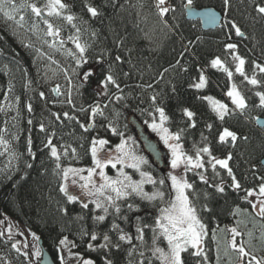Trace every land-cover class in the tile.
I'll return each mask as SVG.
<instances>
[{"label":"trees","instance_id":"trees-1","mask_svg":"<svg viewBox=\"0 0 264 264\" xmlns=\"http://www.w3.org/2000/svg\"><path fill=\"white\" fill-rule=\"evenodd\" d=\"M12 2L18 9L13 13L14 19H8L0 12V140L4 141L0 143V152L9 143L15 158L9 167L8 160L4 161L0 153V221L4 214L17 219L39 235L54 258L60 239L68 236L75 242L74 250L96 264H103L105 256L112 259L113 264H140L141 261L143 264H161L158 254H153L151 228L144 230L143 241L135 238L136 217H140L142 223L154 226L159 209L167 206L172 197L169 182L158 166L149 161L143 171L149 172L157 181L165 179V184L146 183L145 189L149 193L162 191L163 201L157 199L149 202L133 197L119 202L122 204V214L129 217L127 223L109 215L105 222L97 225L93 217L102 214L101 210L95 209L91 202L87 209L82 208L80 200L69 203L60 192L63 179L61 170L56 167L57 163L61 169L93 167L89 149L96 133L90 127L85 132L80 127L84 123L78 115L68 112L79 123L66 119L63 117L66 110H54L40 96L36 73L39 55H35L37 51L26 45V36L40 35L36 25L45 24V19L42 14L38 17L27 7L33 4L31 0ZM34 3L45 6L48 0H34ZM62 3L67 5L62 10L63 15L48 16L47 20L61 29L55 41H63L62 45L57 42L62 50V55L58 57L63 60L57 68L61 84L66 85L64 79L68 78L67 75L74 81L72 85L77 92V108L95 102H100L102 106L107 104L109 107L105 109L109 120L103 125L116 121V125L121 124L125 133L130 134L132 127L128 117L131 113L141 120H147L148 116L158 114L155 107L160 106L169 117L166 121L169 131L176 133L184 129L180 142L188 155L195 156L196 150L205 145L217 158L223 159L231 154L229 166L240 182L241 190L231 187V178L219 165L216 168L219 175H216L208 164L206 154H202L205 167L188 171L186 175L193 186L187 190V194L202 222L207 225L205 245L209 258L213 259V230L216 233L218 228L233 224L237 210L251 208L250 200L244 199L246 193L243 189L257 191L262 182L259 178L264 177L261 162L264 158V129L256 125V119L264 117V108L259 107L260 100L256 95L257 92L264 93V72L254 66V62L264 66V15L256 11V5H264V0H229L227 7L224 0H194L195 7H213L224 14L221 27L209 31L202 28L199 20L186 18L187 0H167L166 7L174 8L175 11H170L164 17L159 15L156 0H62ZM86 5L95 7L99 14L92 17ZM65 15L74 16L75 27L63 19ZM231 22H235L244 33L243 36L235 34ZM70 36H78L79 42L86 47L84 56L87 63L79 67L76 65L79 50L69 40ZM228 43L236 44L237 48L226 50L225 45ZM233 54L245 59V75L249 78L255 76L260 83L251 85L236 72L238 62L233 60ZM117 56L120 57L119 61L116 60ZM216 57L233 73L231 79L222 68L212 67L210 61ZM89 70L93 75L83 81V74ZM200 70L207 78V85L197 90L189 85L198 81ZM109 73L119 84V89L109 84L107 95L100 94V81ZM232 85L238 88L248 105L243 113L231 108L228 101L226 93ZM8 90L19 99L18 113L14 119H11L5 107L4 97ZM116 96L122 99L116 100ZM153 96L156 97L155 104ZM205 96L226 103L229 114L223 120L219 119L210 102L202 99ZM29 104L32 106L31 111L28 110ZM184 108L196 114L195 128L188 127L187 118L183 115ZM54 113L60 114L59 121ZM41 123L45 125V131L40 130ZM208 124L212 125L211 130L206 127ZM223 128L235 132L238 139L234 143H219L218 135ZM49 137L60 154L59 161L50 155L47 146ZM72 149H75V155ZM106 149L114 152L115 146L110 142ZM117 169L109 166L105 172L113 176ZM125 173L132 177L138 175L136 169L129 167ZM197 173H203L209 183L202 182ZM97 178L99 176H94V181ZM71 179L68 181L69 191L80 194L81 189L76 186L82 181L77 177V185H73ZM221 181L225 187L224 193L209 186ZM82 200L87 202L89 198L82 197ZM127 203L136 204L139 210L128 211ZM205 204L211 211L204 210ZM114 218L132 235V243L120 242L119 250H89L87 244L90 236L83 235V230L89 233L96 231L100 239L92 243L99 245L103 242V233L109 230ZM0 233L1 237H5L3 223H0ZM109 235L116 243V234L109 232ZM157 246L165 248L166 241L158 239ZM192 252L190 248L188 252L182 253L185 264H205L202 258L192 256Z\"/></svg>","mask_w":264,"mask_h":264},{"label":"snow or ice","instance_id":"snow-or-ice-1","mask_svg":"<svg viewBox=\"0 0 264 264\" xmlns=\"http://www.w3.org/2000/svg\"><path fill=\"white\" fill-rule=\"evenodd\" d=\"M194 3V0H187V5L185 7L190 8ZM167 4V0H156V7L158 9L159 15L164 17L170 11H175L174 8L166 7L164 5ZM224 4L227 7L229 5V0H224ZM21 7H25V5H21ZM27 7L31 8L32 13L36 16H41V9L37 7L35 4L27 5ZM67 5L62 3V0H48L46 5L47 15L48 16H62V10L65 9ZM87 11L91 14L92 17H96L99 13L95 7L90 5H86ZM16 5L12 2V0H0V12H2L8 19H14L13 13L17 11ZM256 11L262 15H264V5L257 4ZM23 20V16L20 17ZM63 19L66 20L69 24L75 27L74 16L73 15H65ZM218 17L215 13L209 14V20L211 23L215 24L217 22ZM44 23L47 25L46 35L50 37H59L61 29L59 27L54 26L47 19L44 20ZM232 29L235 30V34L237 36H243L244 33L241 29L235 24V22H231ZM79 29H77V32ZM69 40H72L75 44L76 49L79 50V55L76 56V65L77 67L81 66L82 63H87L85 59V51L86 47L79 42V37H69ZM60 44H63V41H60ZM226 50H235L237 48L236 44L228 43L225 45ZM233 60L237 61L236 64V72L244 77L245 80L248 81L251 85H257L260 83L255 76L249 78L245 75L244 65L245 59L240 57L237 54H233ZM116 60L119 61L120 57L117 56ZM213 68H222V70L227 73L229 79H231L233 73L229 71L227 67L223 66V62L219 57H216L210 61ZM256 68H259L261 72H264V66H260L255 64ZM186 70V69H185ZM75 71V70H74ZM167 71V70H166ZM93 75V73L89 70L83 74V81H87L88 78ZM114 85L119 89V84L113 77L111 73L107 74L104 79L100 81L101 87L106 90L108 85ZM207 85V78L203 74V71L200 70V75L198 81L190 84L189 86L195 88L197 90L204 89ZM82 86V85H81ZM54 92L59 93V86L53 89ZM107 95V92H104ZM226 95L231 98L232 103L235 105L236 109H239L241 113L245 111L248 107L246 104L245 98L241 95V93L236 89V86L233 85L231 89L226 93ZM256 95L259 97L260 104L259 107L264 108V93L257 92ZM41 97H44V93H40ZM116 100L122 99L121 96H116ZM202 99L209 101L212 107V110L217 114L219 119L223 120L226 115L229 114V109L227 105L222 103L219 100H215L211 96L202 97ZM153 103L155 104L156 97H152ZM69 104L72 103L71 95L69 94V98L67 100ZM74 107V105H73ZM28 110H32L31 104L28 105ZM80 111H85V109L81 108ZM102 114L100 111L99 105L90 108L91 117H94L97 113ZM155 112L158 113V122L157 117L153 116V120L151 123V128L153 131L160 134V139L163 143L170 149L171 151V167L173 169H178L181 165L184 166V171L193 170V169H203L205 167V162L202 154H206L208 156V164L212 167L213 171L216 172L217 165L220 168L225 169L227 171L228 177L231 178V187L236 190H241V184L237 180L235 174L233 173L232 168L229 166V161L231 160V154L229 153L225 158L220 159L212 155L211 149L208 145H205L202 148H198L196 150L195 157L186 154L183 151L182 145L180 143L182 133L184 129H180L176 133H172L169 131L168 127L165 126L166 121L169 120L168 115L165 112V109L160 106L155 107ZM56 119L59 121L61 119L60 114L54 113ZM183 115L187 118L188 127L195 128L196 121L194 119L195 113L188 108L183 109ZM63 117L69 120H77L76 117L70 116L68 112L63 113ZM31 124V121H29ZM77 123L79 121L77 120ZM257 123H261L259 118H257ZM80 127L85 131H89V126L85 124H80ZM206 127L211 130L212 125L208 124ZM40 130L45 131V125L43 123L40 124ZM114 134L120 135L122 137L121 142L115 146V150L117 153L121 155H116L115 157L111 154V149H106V146L109 145L110 141L104 138H96L93 137L90 145V153L92 158L93 167L87 169H78V168H62L59 163H57L56 167L61 170L63 183L60 186V192L63 193L67 197V201L69 203L81 201V206L84 209L89 207V202L94 204L95 209L101 210L102 214L95 215L93 217L94 222L99 225L106 221L109 215H113L116 218L123 220L124 222L129 221V217L127 215L122 214V204L119 203L121 201H128L130 198L138 197L141 200H146L152 202L154 200L160 199L163 201L164 193L162 191H156L153 193L146 192L144 190V184L149 183L163 186L165 184V179H160L159 181L155 180L149 172L142 171L140 169L141 164H146L147 161L142 157H137L134 153L130 151H126L127 141L123 139L122 133H117L115 128L111 129ZM130 139V138H129ZM203 139H207V137H203ZM238 139V136L235 132L229 130L228 128H223V130L218 135L219 143H234ZM244 139H247L246 137ZM3 140H0V143H3ZM47 146L50 148V155L55 158L57 161L60 159V154L58 153L57 147L52 144L51 137L47 140ZM31 152V149L29 148ZM73 155L76 154L75 149H72ZM65 155H67V151H65ZM132 161L131 163H127L126 161ZM125 165L129 168L136 169L139 171L141 176L140 180H133L130 175L123 171V168L118 169V175L116 178L108 176L105 172V169L109 166L111 168L116 169L117 165ZM99 170V171H97ZM86 172L87 175H83ZM199 178L205 184H208L209 181L204 176L203 173H197ZM216 175H219L216 172ZM99 176L103 181L100 184H97L93 177ZM71 179V183L73 185L77 184V177L79 181L82 183L79 184V188L81 189L80 194H73L69 191L68 181ZM171 181V190L174 195L168 201L167 206L159 209V215L155 217L154 226H150L148 224H144L141 222L140 217H136V239L143 241L144 239V230L146 228H151L153 232V254H158V259L161 260V264H185L184 259L182 258V253L188 252L189 249H193L192 256L201 257L203 261H207V255L203 254L201 244L204 236L207 235V225L202 222L200 216L198 215L197 208L192 204L189 199V195L187 194V190L191 189L193 186L189 183L184 176L182 175H174L169 173L168 178ZM262 182L258 185V192L255 189H243L246 195L244 199L248 197H255L258 203H251L253 209L259 208V215L264 217V177L259 178ZM210 187H214L217 192L224 193L225 187L223 181L219 184L209 185ZM207 196V194H205ZM82 197H87L89 200L86 202L82 200ZM126 207L128 211H138L139 208L134 203H127ZM205 211H211L208 206L205 204L203 206ZM110 209L112 212H110ZM66 213V209L63 210ZM83 219V217H80ZM2 223V221H0ZM109 232H114L116 234L117 242L113 243L112 237L109 235ZM231 232L234 234L233 239L231 241V246L233 249L239 252L240 258L243 261V258L249 256L250 254L245 251L243 244L237 245L235 236L240 235L237 232L236 228H232ZM215 234V230H213ZM2 234V233H0ZM83 235L90 236L89 243L87 244V248L91 251H95L97 249L111 250L115 248L117 250L120 249V242L132 243V235L129 232H126L124 228L121 227L119 223L116 222L114 218L110 224V228L108 231L103 233L102 243L99 245H94L92 242L100 239L99 234L96 231H92L89 233L87 230H83ZM34 239L38 240L39 237L36 236L35 233H32ZM163 238L164 241L167 242L168 250H165L159 246H157L158 239ZM69 244L72 247H76L74 242L68 240L65 236L59 241V245L64 246L69 251V256L76 259L77 264H96V262L92 259H85L79 253H72L71 248H69ZM16 245L13 244V248ZM59 251V249H58ZM34 256L39 260L42 257V250L37 247ZM25 256L28 253H24ZM143 256V253H140ZM60 264H66V260L61 254L59 256ZM103 264H113V260L108 258L107 256L103 259ZM143 264V261L140 262ZM248 264H264V259H258L256 256H251V259L248 261Z\"/></svg>","mask_w":264,"mask_h":264},{"label":"rangeland","instance_id":"rangeland-1","mask_svg":"<svg viewBox=\"0 0 264 264\" xmlns=\"http://www.w3.org/2000/svg\"><path fill=\"white\" fill-rule=\"evenodd\" d=\"M31 3L37 5V7L44 10V14L47 15L46 5L43 6V5H39L38 3H34V0H31ZM36 30H38L40 35H35L31 37L26 36V38L29 39V40L27 39L26 45H28L30 49L37 51L38 54L35 53V55H39L36 60L37 63L36 68H38V72L36 71L37 82L39 85L40 93L41 92L44 93V98L46 99L47 102H49V105L52 106L54 110L64 109L66 110V112L71 111L72 114L78 115L79 118L82 119L83 123L86 126H89L90 129L96 133L95 135L96 138L107 139L108 141L112 142L113 146L119 144L122 139L120 135L114 134L112 132L111 129L115 128L117 130V133H122L123 139L127 141V146L125 149L126 151H130L134 153L137 157H142L144 160L147 161V163L149 161L150 163H153L151 157L144 151L142 147V143L139 141L137 137V133L131 124L130 125L132 127V133L130 134L125 133L124 126H122L121 124L116 125L115 124L116 121L110 120L113 122H109L108 124L106 123L107 124L106 126L103 125L105 122H108L109 120L108 111H106L105 109L109 107L107 104L102 106L100 102H95L90 106L84 107L83 109H85V111L83 112L76 107L77 92L75 93L74 86L72 85L74 81L72 80V78H70L69 75H67L68 78L64 79L66 85L61 84L60 82L61 75L57 66L61 63V60H63L62 58L58 57L62 55V50L59 49L61 46L59 44L61 40L57 39V41H55L57 37H48L46 35L47 32L46 24L38 23L36 25ZM57 85L59 86V93L53 91V89L56 88ZM98 89L100 94H104V92L106 91L101 86ZM236 89L238 90L237 87ZM9 90L4 97L5 107L7 113L10 114L11 119H14L16 114L18 113L17 108H18L19 99L16 97L14 93H11V91L9 92ZM69 94L71 95V100H72L71 104L67 102L69 98ZM227 98L231 108L235 110H239L236 109L235 105L231 101V98H229L228 96ZM224 104L227 105L226 103ZM97 105H99L102 114L98 112L94 117H91L90 108ZM153 116L157 117V122H158V114L148 116L147 120H141L140 118L139 119L144 124L147 132H149L153 138L158 140L161 145V148L165 156V166L163 169V172L165 174L164 176L167 179L169 173H171L174 175H182L187 180L186 177L187 172L191 170L185 172L183 165H181V167L178 169H173L171 167L172 157H171L170 149L160 139V134L153 131V129L150 126L153 120ZM0 153L3 154L4 161L8 160L7 166L9 167L12 166L13 159L15 158V154H13L9 143L5 144V147L1 149ZM112 155L115 157L116 155H121V154L117 153L115 150L112 153ZM131 162L132 161L128 160L126 161V164ZM147 163L140 165V169L142 171L143 168L147 166ZM126 164L125 165L118 164L117 168L118 169L123 168V171L125 172L127 168ZM154 165L157 166L156 164ZM118 169L116 170L115 174L111 177L113 178L117 177ZM193 170L195 171L198 169H193ZM132 179L137 181L141 179L139 171H138V175L133 176ZM167 180L171 187V181L169 179ZM95 181L97 184L103 182L100 179V177L95 179ZM145 185L146 183L143 186L144 190L148 192L145 189ZM78 187L79 186L77 185L76 188ZM173 195L174 193L172 192V196ZM248 199L251 201V203H258L255 197H248ZM2 223L4 226L5 237L0 236V264H39L41 258L38 260L33 254L37 247L41 249L39 243L40 240L39 235L8 214H4ZM232 228H236L237 232L240 233V235L235 236L237 245L243 244L245 251L250 254L249 256L244 257L243 261L240 258L239 252L233 249L231 246V241L234 236V234L231 232ZM32 233H35L36 236L39 237V239L38 240L34 239ZM206 236L203 237L201 244L203 254L207 255L208 258L206 262L204 261L205 264L208 263L209 264H248V261L251 259V256L253 255L256 256L258 259H264V251H263L264 250V217L259 215V208L253 209L251 206V208H249L248 210L239 209L237 210V216L233 224H231L230 226L218 228V230L214 235L215 241H214V249H213V259H210L209 255L207 254L206 245H205ZM66 237L68 238L69 241L74 242L70 237L68 236ZM13 244L16 245L15 248H13ZM68 247L71 248L72 253H77L74 250L75 247H72L71 244H69ZM58 249L59 251L57 252V256H55L54 258L57 264H60L59 256L61 254H63L66 260V264H77L76 259L69 256V251L67 248H64V246L59 245ZM163 249L165 250V252H167L168 250L167 242L165 248ZM24 253H28V255L25 256Z\"/></svg>","mask_w":264,"mask_h":264},{"label":"water","instance_id":"water-1","mask_svg":"<svg viewBox=\"0 0 264 264\" xmlns=\"http://www.w3.org/2000/svg\"><path fill=\"white\" fill-rule=\"evenodd\" d=\"M187 5V4H186ZM186 18L189 20H199L201 22V26L204 30H215L221 27L224 21V14L219 10L213 7H203L198 8L195 6H191L190 8L185 7ZM215 13L218 17L217 22L215 24L211 23L209 20V14ZM41 14L44 19H47L48 15L44 14V10H41ZM55 89V88H54ZM261 123H257L256 125L259 129H264V117H259ZM129 124L132 125L134 130L137 133V137L139 141L142 143V147L144 151L151 157L154 164H156L160 170L163 171L165 166V156L164 152L161 148V145L158 140L153 138L149 132H147L144 124L141 120L136 116L135 113H131L128 117ZM262 165L264 166V158L262 159ZM41 249H42V257L39 264H57L53 255L50 251L44 246L43 241L39 240Z\"/></svg>","mask_w":264,"mask_h":264},{"label":"flooded vegetation","instance_id":"flooded-vegetation-1","mask_svg":"<svg viewBox=\"0 0 264 264\" xmlns=\"http://www.w3.org/2000/svg\"><path fill=\"white\" fill-rule=\"evenodd\" d=\"M257 209H258V207H257ZM228 226H230V225H228Z\"/></svg>","mask_w":264,"mask_h":264}]
</instances>
